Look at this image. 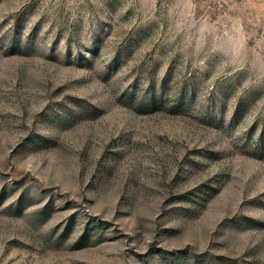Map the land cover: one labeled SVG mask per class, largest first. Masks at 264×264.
I'll return each instance as SVG.
<instances>
[{
  "label": "rangeland",
  "instance_id": "obj_1",
  "mask_svg": "<svg viewBox=\"0 0 264 264\" xmlns=\"http://www.w3.org/2000/svg\"><path fill=\"white\" fill-rule=\"evenodd\" d=\"M0 264H264V0H0Z\"/></svg>",
  "mask_w": 264,
  "mask_h": 264
}]
</instances>
